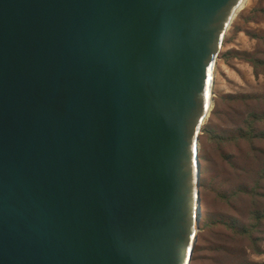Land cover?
<instances>
[{
	"label": "water",
	"instance_id": "95a60500",
	"mask_svg": "<svg viewBox=\"0 0 264 264\" xmlns=\"http://www.w3.org/2000/svg\"><path fill=\"white\" fill-rule=\"evenodd\" d=\"M242 2L0 0V264H190Z\"/></svg>",
	"mask_w": 264,
	"mask_h": 264
},
{
	"label": "rangeland",
	"instance_id": "374dc122",
	"mask_svg": "<svg viewBox=\"0 0 264 264\" xmlns=\"http://www.w3.org/2000/svg\"><path fill=\"white\" fill-rule=\"evenodd\" d=\"M255 115L263 133L251 144L239 129ZM200 143L203 211L190 264H264V214L255 212L264 209V0H248L228 29ZM232 217L249 223V232H238Z\"/></svg>",
	"mask_w": 264,
	"mask_h": 264
},
{
	"label": "trees",
	"instance_id": "16d2710c",
	"mask_svg": "<svg viewBox=\"0 0 264 264\" xmlns=\"http://www.w3.org/2000/svg\"><path fill=\"white\" fill-rule=\"evenodd\" d=\"M253 61H255V59H252ZM257 119L258 117L255 115V118L252 120V121H248L245 125L244 128H240L239 129V132H240V136L243 137V138H248L250 139L252 142L251 144H253V139L255 137H259L261 136V133H263V130L261 131H257V126L255 125L257 123ZM258 173L259 175L262 174L264 176V166L260 167V169L258 170ZM260 180V177L259 179H257V181L254 182V186L252 187L251 189V192L254 194V195H259L260 193L257 191L259 185H258V182ZM263 210H255L256 212V218H262L263 217V214L264 213H261ZM232 225L233 226H236V229H238V232H241V233H248L249 232V223H241L239 222L236 218H233L232 217ZM244 264V263H242ZM249 264H255V263H249Z\"/></svg>",
	"mask_w": 264,
	"mask_h": 264
},
{
	"label": "bare ground",
	"instance_id": "6f19581e",
	"mask_svg": "<svg viewBox=\"0 0 264 264\" xmlns=\"http://www.w3.org/2000/svg\"><path fill=\"white\" fill-rule=\"evenodd\" d=\"M247 2H248V0H243V2L241 3V5H240V7L238 8V12H237V14H239L240 13V11L241 10H243L245 7H246V4H247ZM216 67H217V65H216ZM214 89V88H213ZM202 205L200 204V218L202 219Z\"/></svg>",
	"mask_w": 264,
	"mask_h": 264
}]
</instances>
